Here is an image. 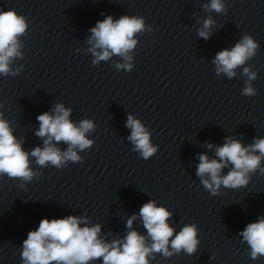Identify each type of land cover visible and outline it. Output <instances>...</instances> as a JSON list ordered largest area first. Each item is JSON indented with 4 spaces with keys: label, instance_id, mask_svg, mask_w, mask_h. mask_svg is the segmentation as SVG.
I'll list each match as a JSON object with an SVG mask.
<instances>
[{
    "label": "water",
    "instance_id": "obj_1",
    "mask_svg": "<svg viewBox=\"0 0 264 264\" xmlns=\"http://www.w3.org/2000/svg\"><path fill=\"white\" fill-rule=\"evenodd\" d=\"M221 2L226 10L216 12L210 10L211 0H0V11L15 10L28 22L17 37L20 55L10 59L11 72L18 75L0 74V118L22 148L30 153L44 147L46 137L36 135L37 116L52 114L56 104L71 109L75 126L85 119L94 124L85 133L92 146L75 149L83 163L40 167L29 156L37 173L30 182L0 177V264H23V241L43 218L85 217L87 225L82 221L80 226L99 224L98 238L106 243L122 244L134 230L150 246L139 215L150 200L172 213L170 241L194 223L200 243L192 255L153 253L149 264H264V256L251 259L239 234L264 217L260 170L250 173L247 186L221 185L216 196L196 175L199 155L219 159L216 147L225 137L244 146L264 138V0ZM108 15L142 17L145 28L133 37L131 60L113 54L93 65L90 29ZM209 18L213 24L205 40L198 32ZM245 35L259 43L256 56L238 66L231 79L217 74L216 54ZM121 63L133 65L132 71L117 70ZM245 67L256 73L249 82L255 96L241 94L248 81ZM129 115L144 125L157 147L148 160L128 140ZM53 143L61 151L68 148L65 142ZM168 250L173 252L171 243ZM88 264H103V258Z\"/></svg>",
    "mask_w": 264,
    "mask_h": 264
},
{
    "label": "clouds",
    "instance_id": "obj_2",
    "mask_svg": "<svg viewBox=\"0 0 264 264\" xmlns=\"http://www.w3.org/2000/svg\"><path fill=\"white\" fill-rule=\"evenodd\" d=\"M205 8L209 9V6L205 5ZM210 10L221 12L226 9L221 0H211ZM212 24L210 18L206 19L198 35L207 40ZM27 28L28 22L23 15L17 14L15 10L0 11V74L18 75V72H11L10 59L20 55L17 37L24 34ZM144 28V18L137 16L125 15L114 20L108 15L102 21H97L90 29L92 35L88 39V43L92 45L89 51L95 57L92 64L97 65L100 61L108 60L113 54L122 56L124 60H131L128 52L137 44L133 37ZM259 48V43L251 35L243 36L230 50L224 49L216 54L213 60L216 73H225L231 79L236 75L234 70L255 57ZM97 49L102 51L97 52ZM116 68L131 72L133 65L121 63ZM243 72L248 81L245 82L246 86L241 94L257 95L256 89L249 83L256 79V73L247 67ZM70 114L71 109H66L61 103L55 105L52 114L44 112L38 115L40 127L36 135L46 139L43 148L38 146L30 153L22 148L12 134L9 123L0 118V177L6 175L30 182L37 173L30 167L29 156L35 157V163L40 167L51 164L56 168H63L69 161L83 163L75 149L83 151L92 146L93 141L86 139L85 133L92 130L94 124L85 119L77 127L69 119ZM126 127L131 129L128 140L134 144L133 150L138 151L143 159L148 160L157 153V147L150 142V133L139 120L129 115ZM224 139V144L216 147L215 155L219 159H209L206 154H201L196 169V175L200 177L204 189L213 196L219 194L221 185L231 189L247 186L251 179L250 173H256L257 170L264 176V169L261 168L264 138H255L254 143L248 146L231 137ZM53 141L67 143V150L61 151ZM208 147L212 148L213 145L208 144ZM229 164L232 168L226 175H221L222 170ZM206 175L208 179L205 178ZM139 215L148 236L151 237L150 246L146 244L145 237L134 230L127 234L122 244L119 240L106 243L98 238L101 231L99 224L81 227L82 221L87 225V219L69 215L64 218L41 219L38 228L29 231L23 241L21 259L23 264H88L89 261L102 257L103 264H149L148 257L153 253H161L168 258L173 253L179 254L181 250L188 255L197 251L200 240L197 238L196 224H186L170 241L175 232L167 222L172 215L170 211L163 206L157 207L156 202L150 200L140 208ZM135 218L133 216L127 221L129 228ZM239 234L250 248L251 259L257 260L264 256V217L248 223ZM169 243L173 252L168 250Z\"/></svg>",
    "mask_w": 264,
    "mask_h": 264
}]
</instances>
